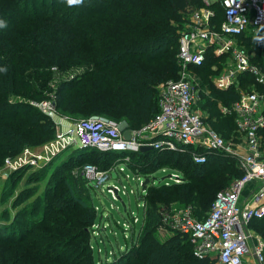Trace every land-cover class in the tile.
<instances>
[{"label":"trees","instance_id":"obj_1","mask_svg":"<svg viewBox=\"0 0 264 264\" xmlns=\"http://www.w3.org/2000/svg\"><path fill=\"white\" fill-rule=\"evenodd\" d=\"M201 5L202 0H84L77 6H69L66 0H0V15L10 10L18 13L13 15L16 20L12 26L0 31V68L7 69L0 72V154L10 147L16 150L9 158H2L0 171L6 160H12L29 145L23 141L29 122L24 124L16 119L28 112H23L24 106L11 105L10 97L38 99L45 96L46 82L39 79L42 75L47 77L48 73H42L45 68L58 65L61 54L66 56V63L77 66L72 69L73 81L66 87L63 83L60 91L75 89L94 77L104 94L90 103L87 111L113 116L115 122L123 120L126 129L130 130L148 125L159 111L157 85L178 77V39L186 29L187 16ZM212 7L214 23L219 25L223 19L222 9L218 2ZM239 40L255 54L253 61L264 63L259 51L264 46V26L256 33L241 35ZM219 61L207 52L204 63L196 69V80L198 88L204 86L206 89L200 105L206 115L205 122L223 139L229 140L232 134L236 135L233 115L223 114L220 107H230L237 93L235 87L227 90L215 87L212 77L217 71L212 67ZM61 94L59 92L57 96ZM40 118L49 124L50 138L38 145L54 138L51 120L44 114H40ZM89 154L114 158V163H125L131 173L150 179L142 196L141 219L133 224L127 214L124 219L131 223L127 234L123 233L120 225L124 241L119 246L121 250L108 255L110 250L104 248L107 257L100 261V242L96 240L90 245L88 238L69 252L66 250L59 254L55 251L58 246L52 245L51 240L39 249L29 243L16 246L5 243L0 246V264H216L215 258L196 257L188 236L165 226L162 213L173 205H180L188 207L199 220L205 218L216 194L228 189L242 176L234 157L213 151L206 154L203 164H195L188 153L176 151L102 152L94 148L72 147L66 156L54 158L44 173L53 180L68 162ZM126 157L128 161H125ZM87 164L91 162H83L82 168L74 175L61 174L59 179L74 204L82 207L88 202L92 212L99 216L101 210H95L94 199L89 197V193L96 190L90 186L82 170ZM105 164H98L102 166L98 170H106L110 166L107 162ZM26 168L7 169L8 178L0 185V206L9 203L0 210V233L6 234L9 228L21 223L22 213L28 208L38 210L45 199L43 190L29 188L28 182L38 177H33L34 173L26 174ZM162 169L177 173L181 182L165 185L166 180H159L155 184L154 175ZM22 181V190L18 191L17 183ZM54 203L59 204L57 201ZM248 229L264 242V217L251 221ZM84 230H81L83 236L88 237ZM162 230L169 235L160 239ZM58 231L57 228L51 230L52 233ZM72 233L67 234L69 238L76 234ZM128 237L131 242L126 244ZM78 248L83 251L81 255L74 250Z\"/></svg>","mask_w":264,"mask_h":264},{"label":"built area","instance_id":"obj_2","mask_svg":"<svg viewBox=\"0 0 264 264\" xmlns=\"http://www.w3.org/2000/svg\"><path fill=\"white\" fill-rule=\"evenodd\" d=\"M216 2L223 13L219 25L214 23L212 5ZM188 19L186 29L178 39V77L159 86V111L145 128L155 130L152 136H137L133 130L123 128L118 122L105 117L93 116L72 122L65 117H57L47 106L44 113L54 120L55 140L43 150L23 151L17 165L35 164L51 150H64L72 146L102 152H137L143 147H150L153 150L188 153L195 164H203L208 152L228 154L237 160L242 176L228 189L216 194L205 218H195L188 207L177 210L172 206L162 213V220L165 226L188 236L196 257H213L217 260L216 264H246V256L252 253L257 264H264V242L248 231L251 221L264 217V67L250 64L249 54L239 40L241 35L256 33L264 26V0H202L201 7L190 13ZM209 48H213L215 57L228 58L224 73L215 81L218 89L232 87L236 82L235 76L251 74L255 77L252 91L241 93L230 107H220L223 114L233 115L238 137L234 145L211 129L195 110L199 96L192 84L195 79L192 72L202 66L204 50ZM127 130L130 132L129 140L123 137ZM125 161H128L127 157ZM11 165L6 160L7 167L4 169L11 170ZM125 170H128L125 163H114L108 170H98L91 164L83 167V173L92 187L102 194H108L112 202H117L120 195L134 193L128 192L124 184L118 187L108 183L112 171L128 179L129 174ZM161 171L165 173L166 169ZM133 176L141 187L145 178L136 174ZM170 176L172 178L165 179V185L170 181L176 184L181 182L177 173H170ZM247 186H251L248 195L245 194ZM139 198L142 201V196ZM113 207L118 210L114 204ZM95 210L99 208L95 207ZM128 214L131 222L136 224L138 216L131 211ZM117 224L125 233L131 225L127 219ZM107 227L105 223V233Z\"/></svg>","mask_w":264,"mask_h":264},{"label":"rangeland","instance_id":"obj_3","mask_svg":"<svg viewBox=\"0 0 264 264\" xmlns=\"http://www.w3.org/2000/svg\"><path fill=\"white\" fill-rule=\"evenodd\" d=\"M17 14L18 13L16 10H10L7 13L1 14L0 21H5L7 26L0 27V31L5 30L6 28H10L12 26V23L16 20V18L13 15H17ZM188 17L189 16H187V18ZM20 18H23L22 14H20ZM241 44L244 46V48L247 50L249 54L248 56L250 58V64L259 67H264V63H260L259 61L256 60L253 61L255 54L252 53L246 45H244L243 43ZM212 50L213 48L204 50V55H206L207 52L213 54ZM259 51L261 52L260 53L261 60H264V46H261ZM213 56L215 55L213 54ZM217 58L220 60L219 64L214 65L212 67L213 71H217V74H215V76L212 77V81L214 85H215V81L219 78V76H221V74L224 73L223 68H225L228 63L227 56H220ZM61 61L63 62V65H61ZM66 61H67L66 56L61 54V59L58 60V65L56 64V65H52L51 68H45L44 71L42 72L44 74L48 73L47 77H43L42 75V77L39 79L40 81L46 82L47 88H46L45 96L42 95L38 99L13 96L10 97L9 99V103L11 105L18 104L25 107L23 109V112H28L26 116H19L16 119L20 120L24 124L29 122L30 126L26 128L25 133H23V141H26L29 145L24 147L22 152L18 154L16 157H14L12 160L9 159L7 161L12 163L13 167H11V169H13L14 171L20 168L27 167L26 174L34 173L33 177H38V179H35V181L32 182H28V184L31 185V187L29 188H34V189L40 188L41 190H43L45 192L44 195L45 199L42 200V206H40L38 210H31L30 208L26 209V211L22 213L24 215L20 217V219H22L21 223H17L16 225H14L13 226L14 228H9L10 230H7L6 234H3V232L0 233V246L5 243L14 246L19 244L23 245L29 243L30 245L34 246V248L37 247V249H39L46 242L51 240L52 245L58 246L55 248V251L59 254L66 252V250L69 252L71 248H75L76 246L83 244L88 238V242L90 245L95 244L96 240L100 242L99 244L101 251L100 254H98V256L100 258V261H103L107 257L106 254H104L103 252L104 248L109 249L110 251L107 252V254L108 253L110 254V252L115 253L116 251L118 252L119 250H121L119 246H122L124 244L122 237V230L120 229V225L117 224V222L122 223L123 219L126 217V212L128 214L129 211L133 212L140 219L143 214V209H142L143 202L140 200L139 197L143 196L145 193H142V189L140 185L135 179H133L134 178L133 174L130 171L125 170V172L129 174V178L126 179L122 174L117 175L115 171L111 172V179L108 182L109 184H115L118 187H121V184H124L128 192L131 191L134 192V193H130L129 196L120 195V198L119 200H117V202H112L108 194H102L98 190L91 191V193H89L90 200L94 199L95 205L99 208V210H101V213L99 214V216H97L92 212L90 207L91 204H89L88 202H86L82 207H80L74 204L68 198L64 186L62 185V181L59 179V176H61V174L70 175V176L74 175L80 168H82L80 167V165H82L83 162H91V164H93L97 169H99L102 166L98 164L102 162H104L105 164V162H107V164L110 165L109 167H111L116 159L114 158L111 159L106 156L101 157L97 154H92V155L89 154V156H86L82 159L68 162V165H66L64 170L60 172V175H58V177L54 178L53 180H49L48 176L45 175L44 170L46 166L54 158H61L62 156H66L70 148L75 146L69 147L64 150H56V151L51 150L52 152H48L47 155H45L41 160L37 161L35 164L22 163L21 166L17 165L18 160L19 158H21V154L23 153V151L27 149L29 150L31 149L34 151L43 150L44 147L48 146L51 142L55 140L56 129H55L54 120L50 116L44 113L45 111L44 109L47 106L48 107L50 106L49 107L50 110L53 111L54 115H56L57 117H61L62 119L65 117L66 119L72 122L74 121L76 123L81 120L89 119L93 116L105 117L111 120L112 118H114L113 116H107L100 113H90L89 111H87L89 108L88 107L89 104L96 102V100L100 98L99 95L104 94L103 91L99 90L100 88L99 81L95 80L94 77L92 78L90 77L88 81H86L83 84H79L75 89L70 90V88L68 89L64 88L63 92L60 91V87L63 83L64 86L66 87V84H69L71 81H73L74 74H72L73 73L72 69L76 68L77 66L74 64H68L66 63ZM192 73H194L195 75V79L192 80V84L195 85V89H197L199 96L195 110L202 115V118L205 121L206 115L201 110L200 105L203 102L202 94L206 95V89L204 86L203 87L199 86L198 88L197 86L198 80H196L198 77V73L196 70H194ZM244 75H247L249 78L247 76L245 77ZM235 78H236V82L232 85V87H235V92L237 93V97L241 93L252 91L255 84L254 75L243 74L237 77L235 76ZM162 83L163 82L157 85L156 87L157 90L159 89V86ZM27 84H31V83L28 82ZM59 92H61L62 94L57 96ZM235 100L231 101V104ZM40 114L42 115L44 114L53 123L54 138L44 144L38 145L50 138L49 135L50 126L48 123L46 125V123L41 120ZM118 124L122 125L123 128L124 127L127 128L126 123L123 120L121 122H118ZM146 127L147 125L145 126L143 125L137 129L133 128L132 130L136 133L137 136L140 137L152 136L155 130L149 131L145 129ZM39 133H41V135H39ZM237 139L238 137L236 138V135L232 134L229 140L226 141L234 145L237 142ZM262 141L264 146V134L262 136ZM13 148L14 147L7 148L4 153H1L0 161L4 157L9 158L10 155H12L14 151H16ZM14 162L15 164H13ZM4 167H7L6 161L4 162ZM109 167L106 170H108ZM168 175H170L169 171L165 173H162L160 171L157 172L154 175L155 184H157V182L161 180L163 177ZM7 178H8L7 169L3 168V170L0 171V185H3L4 181ZM169 183H171V181ZM90 186L93 185L90 184ZM22 187H23V181L17 183L16 189L18 191H21ZM33 190L31 191L33 192ZM54 201L59 202V204L57 203L55 204ZM113 204L118 208V210H116L113 207ZM122 204L126 207L127 209L126 211H124ZM4 206H9V203H6V205ZM4 206H0V210ZM63 206L65 207L63 208ZM172 208H177V210L184 209V207L180 205H173ZM95 219L96 221L94 222V224H91V222H93ZM103 222L104 224L106 223L108 225L107 227L108 231L106 232L107 234L103 229L104 226ZM54 228H57L59 231L57 233H52L51 230L52 229L54 230ZM83 229H85L84 232L88 234V237L83 236V233L81 231ZM93 230H97V231L93 232ZM95 232L96 234H94ZM70 233H72L71 235H73L74 233L76 234L73 235L71 238H69L67 234ZM113 233H115V235ZM123 233L125 232L123 231ZM133 234L135 236L136 233L133 232ZM168 235L169 233L167 231L162 230L159 234V238L162 239ZM19 237L21 238L15 240L16 238ZM1 240H8V241L5 242ZM20 240L21 243H19ZM71 241L73 243L69 244V242ZM129 241L131 242V239L128 237V239L126 240V244H128ZM74 250H78L80 252L79 253L80 255L83 252L81 248ZM77 258L79 257H76V259Z\"/></svg>","mask_w":264,"mask_h":264},{"label":"water","instance_id":"obj_4","mask_svg":"<svg viewBox=\"0 0 264 264\" xmlns=\"http://www.w3.org/2000/svg\"><path fill=\"white\" fill-rule=\"evenodd\" d=\"M123 137L125 140H129L130 139V132L127 130L123 133ZM147 149H151L150 147H143L141 148V150H147ZM168 178H172V176L168 175V176H165L163 177L160 181L162 180H165V179H168ZM149 181L150 179L149 178H145L144 181L142 182V185H141V189L142 191H145L146 190V187L147 185L149 184ZM122 207H124V205L122 204Z\"/></svg>","mask_w":264,"mask_h":264},{"label":"crops","instance_id":"obj_5","mask_svg":"<svg viewBox=\"0 0 264 264\" xmlns=\"http://www.w3.org/2000/svg\"><path fill=\"white\" fill-rule=\"evenodd\" d=\"M250 187L251 186H247V188L245 189V194H249V190H250ZM248 231H250V233L252 234V235H258V234H256L254 231H252V230H250V229H248ZM259 236V235H258ZM253 243V242H252ZM252 243H250V245L252 246L253 244ZM245 263L246 264H257L256 263V261H255V257L253 256V254L252 253H250V255H247L246 256V258H245Z\"/></svg>","mask_w":264,"mask_h":264},{"label":"clouds","instance_id":"obj_6","mask_svg":"<svg viewBox=\"0 0 264 264\" xmlns=\"http://www.w3.org/2000/svg\"><path fill=\"white\" fill-rule=\"evenodd\" d=\"M67 4L69 6H77V5H82L84 3V0H66ZM7 24L5 21H0V27H6ZM6 68H0V72H6Z\"/></svg>","mask_w":264,"mask_h":264}]
</instances>
